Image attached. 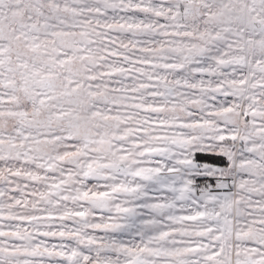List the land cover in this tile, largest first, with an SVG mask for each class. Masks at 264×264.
Returning <instances> with one entry per match:
<instances>
[{"label": "snow or ice", "instance_id": "6c2138e0", "mask_svg": "<svg viewBox=\"0 0 264 264\" xmlns=\"http://www.w3.org/2000/svg\"><path fill=\"white\" fill-rule=\"evenodd\" d=\"M0 264H264V0H0Z\"/></svg>", "mask_w": 264, "mask_h": 264}]
</instances>
